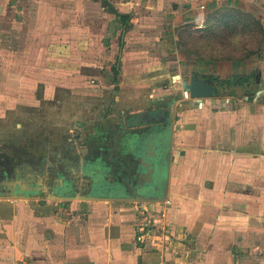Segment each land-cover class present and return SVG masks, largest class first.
<instances>
[{"label": "crops", "instance_id": "obj_1", "mask_svg": "<svg viewBox=\"0 0 264 264\" xmlns=\"http://www.w3.org/2000/svg\"><path fill=\"white\" fill-rule=\"evenodd\" d=\"M168 1L170 6L166 0L164 6L152 7L159 11L156 19L132 13L131 20L135 25L145 22L147 37L166 44L163 53H137L125 40L122 22L116 16L111 19L118 20L116 28L121 25L126 37L123 52L114 58L129 66L120 77L131 71L129 85L119 83L125 90L120 94L122 104L128 107L114 113L106 128L95 123V134L87 133L86 139L93 147L102 133L119 131L127 143L113 135L114 148L104 159L80 150L76 179L80 181L75 185L80 193L89 190L88 182L81 180L93 173L92 163L97 161L106 173L103 184L117 187L115 173L108 171L117 166L125 175L123 181L133 187L136 182L131 184L128 177L136 180L132 170L139 158L131 146L138 132L149 137L143 130L149 126H139L138 115L148 113L153 124L160 121L155 126L167 140L168 110L174 106L167 149L160 151L159 141L153 135L149 138L155 139L156 148L146 156L149 163H144L147 168L136 183L155 189L145 190L140 198L132 188L114 195L121 200L66 201L61 198V176L66 180L75 168L65 153L56 151L55 163L50 153L24 163L11 155L13 160L7 162V152L0 146V186L21 185L28 195L16 199L14 190L1 192L0 264H264V53L226 59L223 53L217 58L213 53L178 51L174 43L176 28L196 23L206 27L210 11L218 7L240 9L261 21L264 0ZM159 23L162 32L153 38L152 26ZM118 66L112 69L119 70ZM193 75L209 79L218 95L200 103L187 98L183 82H190ZM240 76L249 79L224 83ZM83 124V130L90 129ZM156 157L161 161L158 178L153 179L149 164ZM50 175L57 187L39 198L38 183ZM103 188L99 196H104ZM164 197V202L158 201Z\"/></svg>", "mask_w": 264, "mask_h": 264}, {"label": "rangeland", "instance_id": "obj_2", "mask_svg": "<svg viewBox=\"0 0 264 264\" xmlns=\"http://www.w3.org/2000/svg\"><path fill=\"white\" fill-rule=\"evenodd\" d=\"M199 1L203 4L204 0ZM163 2L107 0L120 13L154 19L159 17V11L152 7L164 6L166 0ZM107 3L104 0H0V146L9 155L17 145L48 143V128L78 138L81 145L80 139H86L87 133L95 134V123L106 128L115 119L114 113L127 109L120 98L125 90L119 83L133 80L128 79L131 71L120 77L129 66L114 58L123 52L122 40L126 37L137 53L165 51L162 48L166 44L155 42L162 32L160 23L159 27L152 26L155 39L151 40L145 22L140 20L135 25L133 19L123 38L122 26L116 28L114 22L118 20H111L115 15L106 9ZM169 3L167 0L170 6ZM220 11L219 7L211 10L206 25L211 26L215 22L211 18ZM260 16L264 23V13ZM198 20L202 24L203 20ZM115 28L116 35L112 31ZM203 28L199 23L176 28L174 36L178 40L174 43L178 51L201 55L248 50L264 53L259 35L238 38L228 37V33L226 40L219 36L210 42L206 34L195 31ZM181 37L184 44H180ZM118 63L119 70H113ZM81 124L90 129L83 130ZM55 136L61 138L58 133Z\"/></svg>", "mask_w": 264, "mask_h": 264}, {"label": "water", "instance_id": "obj_3", "mask_svg": "<svg viewBox=\"0 0 264 264\" xmlns=\"http://www.w3.org/2000/svg\"><path fill=\"white\" fill-rule=\"evenodd\" d=\"M183 89H184V95L189 98V99H193V100H197L199 103L202 102L203 99L205 98H211V97H215L218 95V88L216 86H214L213 84H211V81L209 79H206V78H202V77H199L198 75H193L192 76V79L190 82H183ZM168 113H169V126H168V130H169V138L167 137V140L161 130L160 127H157L155 125H157V123H160V121H156V123H151L149 121V118H148V113H142L139 116V126H142V125H148L149 127H146V129H143L145 130V132L148 133L149 137H148V140H147V137L146 138H143V133L141 134V132H138L137 133V138L134 140V147L131 146L132 148H134L135 152H136V155L137 157L139 158V161L136 162V167L135 169L132 170V173L134 175V178L136 180H133L131 178L128 177V179L131 181V184L132 182H136L138 181V178H140V176L144 173V169L147 168L146 165H144V163L148 162L149 159H147V155H150V151H152L153 148H156V144H155V139L156 138L158 141H159V144H160V148L159 150L161 151L162 149L166 148L167 149V141L170 139L171 140V136H172V133H173V129H174V123H175V108L174 106L171 107V109L168 110ZM163 122V121H161ZM137 126V125H136ZM154 136L153 139H149L151 138V136ZM157 136V137H155ZM153 141V144H150L151 142ZM122 143H127L126 141L122 142ZM158 144V145H159ZM142 157L144 159H142ZM150 161H152L153 165H151V162H150V171L148 172V174H152V177L153 179H156L158 178V172H159V166H160V161H161V158H157L156 157V160H152V158L150 159ZM149 163V162H148ZM92 167H93V173L91 174H87L85 177L86 179L88 178H92L90 180V182H88V185H89V190L85 193H80L78 192L76 189H75V183H76V179H77V176H78V172L80 169V166L78 165V163H75L74 165L71 164L72 167H74L75 169L73 171H75L73 174H76L74 178H69L67 177L66 180L64 178H62L61 176V179L63 180V183H62V188H63V197H61L63 200H66V201H93V200H121L122 198H119L118 197H115L114 195L115 194H120L121 193V190L123 189H126L127 192L130 190L132 191V188H133V191L134 193L136 194V197L140 198L141 195L143 193H145V190H152V189H155L154 187L152 188L150 185L148 186H140V185H136L133 184L131 187L130 184H128L127 182H121L120 181V178L118 177V175H116L117 173L119 175H124L123 171L120 170L117 166H110L109 167V172H114L116 173L115 176L117 178V181H116V188L113 187L111 188L109 186V184H106L104 183L103 184V181H104V177L106 176V173H104V171L102 170V168L100 166L102 165H98L96 164L95 162L92 163ZM114 170H113V169ZM125 170L127 171V169L125 168ZM103 172V173H102ZM143 172V173H142ZM125 176V175H124ZM156 176V177H155ZM94 177V178H93ZM47 179H50L51 181V185L48 184L46 185V180ZM85 179V178H84ZM1 180H4V179H1ZM55 177L54 175H50V176H47L45 177L44 179H42L41 181H39L38 183V189L40 188V190H38L36 192V195L39 196V198H41V193L44 194V193H50L52 191V189H54V187H57V185L55 184ZM104 187V196H99L97 193L101 192V188ZM3 189H10V186L8 185H1L0 186V198H2V190ZM11 192L12 190H14V194L12 195V197H15L16 199H26L28 198V195L25 193V188L21 185H18L12 189H10ZM154 191V190H153ZM144 200V199H143ZM165 197L164 198H161V199H158V201H165ZM135 201H141V199H135Z\"/></svg>", "mask_w": 264, "mask_h": 264}, {"label": "trees", "instance_id": "obj_4", "mask_svg": "<svg viewBox=\"0 0 264 264\" xmlns=\"http://www.w3.org/2000/svg\"><path fill=\"white\" fill-rule=\"evenodd\" d=\"M107 3V0H104ZM108 4V7L106 9L109 11V13L114 14L121 22L122 25L125 27L126 30H128L130 22L133 18V15L131 13H120L117 11V9L114 6H111ZM215 22L210 26H206L203 29H196L195 31L201 32L202 34H206V38L210 39V42H213L215 39H222L226 40L225 34L228 35V37L236 35L238 38L241 35L247 36V35H259L261 37L260 43H264V26L262 22L257 19L254 15L250 13H246L240 9L236 8H225L221 9L219 14L217 13L215 18H211V22ZM232 33V34H231ZM231 34V35H230ZM220 36V37H219ZM254 38V37H253ZM180 44H184V40H182V37L179 39ZM240 39H237L239 42ZM261 47V45H259ZM228 55L227 57H224L226 59H232L234 56L237 57V55H240L242 58H245L247 55H256L262 57V53H258V50H248L247 53H223ZM221 58L222 53H213L212 56ZM239 78V80H238ZM235 79H229L226 80L224 83L226 84H243L245 81H247L249 78H246L244 76H240Z\"/></svg>", "mask_w": 264, "mask_h": 264}, {"label": "flooded vegetation", "instance_id": "obj_5", "mask_svg": "<svg viewBox=\"0 0 264 264\" xmlns=\"http://www.w3.org/2000/svg\"><path fill=\"white\" fill-rule=\"evenodd\" d=\"M35 127H36V124H35V126H33V129ZM46 130H47L46 132L49 134V136H47L48 141H49L48 143H45V144L41 143L40 145L37 143L36 144L34 143V144L17 145L13 148L11 153H12V156L15 157V159L18 163H24L27 160L30 161V158L34 157V155L37 157L47 156V154H49V153H50V155L55 157L54 159L52 158L53 163H55V160L58 159L56 151L61 150L63 153H65V157L67 158V160L69 162H71V163L73 162L75 164L80 159L81 155L79 154V151L81 148L82 149L85 148L86 150L94 153V156H95L94 158H97V157L101 158L102 157V159H104L103 155H105L106 151L108 152L109 150H112V148H114V145H115L114 143L116 141L112 138V136L113 135L117 136L116 138H118V139H120V137H122V136H120L122 133L120 134L119 131H117L115 134H113L111 131L110 136H107L108 134L104 135L102 133L101 137H99L96 140V142L94 143V145L92 147V145L87 142V139H80L81 145H79V143L77 142L78 138H75V137L69 138L66 133L57 132L61 136L60 139H57V137L55 136L57 133H54L53 131H51L50 128H48ZM120 141L124 142V141H126V138L124 139V137H123V139H120ZM118 146L121 148L124 147V146H120V145H118ZM90 148H92V149H90ZM102 152L104 154H102ZM13 154H15V155H13ZM6 155H7V162H11L13 160L11 154L9 155L8 153H6ZM95 163L98 164L97 161ZM75 175L76 174H73L71 171H69L66 178L67 177L74 178ZM116 175H118V177L120 178V181L123 182V180L125 179L124 175L122 176V175H119L118 173ZM77 178H78V176H77ZM91 179L92 178H88V179L85 178V179H82L81 181L84 180V181L90 182ZM77 181L79 182L80 180H77ZM46 182L48 184L51 183L50 179H47ZM77 183H75V185H77ZM44 195H47V194H44Z\"/></svg>", "mask_w": 264, "mask_h": 264}, {"label": "built area", "instance_id": "obj_6", "mask_svg": "<svg viewBox=\"0 0 264 264\" xmlns=\"http://www.w3.org/2000/svg\"><path fill=\"white\" fill-rule=\"evenodd\" d=\"M166 234H167L168 236L171 237V234H170L169 231H167V230H166Z\"/></svg>", "mask_w": 264, "mask_h": 264}]
</instances>
